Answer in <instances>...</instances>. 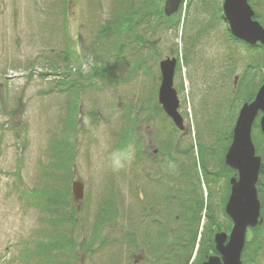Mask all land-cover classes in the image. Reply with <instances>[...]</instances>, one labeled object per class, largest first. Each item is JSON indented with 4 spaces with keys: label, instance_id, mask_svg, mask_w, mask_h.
I'll return each instance as SVG.
<instances>
[{
    "label": "rangeland",
    "instance_id": "374dc122",
    "mask_svg": "<svg viewBox=\"0 0 264 264\" xmlns=\"http://www.w3.org/2000/svg\"><path fill=\"white\" fill-rule=\"evenodd\" d=\"M249 2L264 26V0ZM222 3L167 17L165 0H0V264H195L210 228L230 231L220 160L264 48L234 38ZM166 58L183 131L158 101ZM132 139L114 172L110 148Z\"/></svg>",
    "mask_w": 264,
    "mask_h": 264
},
{
    "label": "water",
    "instance_id": "95a60500",
    "mask_svg": "<svg viewBox=\"0 0 264 264\" xmlns=\"http://www.w3.org/2000/svg\"><path fill=\"white\" fill-rule=\"evenodd\" d=\"M183 0H165L164 13L171 16L178 11ZM223 11L233 35L251 45L260 42L264 46V27L255 19V11L248 0H224ZM175 58H167L160 63L162 81L158 99L166 114L180 129L184 120L179 112V98L174 84ZM260 127L264 132V83L252 101H246L239 111L232 131V140L225 154V164L236 171L230 178V195L226 203V213L233 226L230 234L217 232L213 242L218 254L210 255L202 264H243L242 253L246 244L249 227L256 228L264 221L261 214V199L257 189L262 156L256 153L252 137L253 125L259 112ZM74 202L84 197V184L80 180L72 183ZM80 209V204L78 206Z\"/></svg>",
    "mask_w": 264,
    "mask_h": 264
},
{
    "label": "trees",
    "instance_id": "16d2710c",
    "mask_svg": "<svg viewBox=\"0 0 264 264\" xmlns=\"http://www.w3.org/2000/svg\"><path fill=\"white\" fill-rule=\"evenodd\" d=\"M257 11L258 10H256V18L260 19V21H261L260 13H258ZM159 14H160V12L157 13V15H159ZM140 16H141V14H140ZM133 19H137L135 17V14L132 17V20ZM113 20L112 21H108L107 23H105L104 27L107 26L105 28V29H107V31L110 30V29H115V31H117V33H121L120 31L124 30L123 26L125 24L127 25L128 22H129V25L125 29L131 30V28L134 25V23L130 24V21H126V22L125 21L124 22L115 21L114 22ZM139 20H141V17L139 18ZM74 73L80 74L81 72L77 71L75 69ZM252 98H253V94H248L247 93L246 97L244 98V101L250 100ZM256 129H259V126H257ZM261 135L264 136L263 133ZM231 139H232V130L230 132H228L227 137L225 138V140L227 141V144L225 145V148H224V154H225V151H226L227 147L229 146V144L231 142ZM255 144H257L256 145L257 152L260 153L263 156V161H264V147L261 146L260 140H257V143H255ZM220 165H221V171H224L226 173V178H227L226 186H227V198H228L229 191H230V185H229V179L228 178H230L234 174V171L231 170L229 167H227L225 165V163H224V155H223L222 159L220 160ZM258 191H259V194H260V197H261V202H262V216L264 217V182L262 180V174H260V179H259V182H258ZM226 201H227V199H226ZM225 204H226V202H225ZM201 209H202V206H201V208L199 210V214L201 212ZM224 209H225V205H224V207L221 210H223V212H224L225 211ZM213 214H214V210L213 209L212 210H207V212H206V215L208 216V219H209V226L208 227L212 226V215ZM227 221H228L227 227H229L231 229L232 224H231L230 219H227ZM187 226H188V224L185 225V227H187ZM209 231H211V234H210V236L208 238V233H207V238H208V244H210V248L206 247L204 249V242H201V245H200L201 248L199 250V258L201 260L199 259L200 262H197L195 264H202V262L209 255L216 253L215 248H214L213 237H214L215 233L226 231V230L223 229L222 227L218 226L217 229L214 230V229L210 228ZM207 238H206V240H207ZM206 240H203V241H206ZM249 249H250V251H249ZM261 255L264 256V223L259 225L257 228L252 229V236L250 237V239L247 240V243H246L243 255H242L243 256V262H244V264H246V263H248L250 261H251V263L252 262L258 263L259 259L261 258ZM197 257H198V255H197ZM190 258L191 257H189V259Z\"/></svg>",
    "mask_w": 264,
    "mask_h": 264
},
{
    "label": "clouds",
    "instance_id": "9594fccd",
    "mask_svg": "<svg viewBox=\"0 0 264 264\" xmlns=\"http://www.w3.org/2000/svg\"><path fill=\"white\" fill-rule=\"evenodd\" d=\"M135 143V140L132 139L125 145L110 148L108 161L114 172L124 169L136 159L137 150Z\"/></svg>",
    "mask_w": 264,
    "mask_h": 264
},
{
    "label": "flooded vegetation",
    "instance_id": "af4514ba",
    "mask_svg": "<svg viewBox=\"0 0 264 264\" xmlns=\"http://www.w3.org/2000/svg\"><path fill=\"white\" fill-rule=\"evenodd\" d=\"M156 151V150H155ZM157 152V151H156ZM140 159V158H139ZM139 159H138V161H139ZM137 166H139L140 167V164H137ZM147 189V188H146Z\"/></svg>",
    "mask_w": 264,
    "mask_h": 264
}]
</instances>
